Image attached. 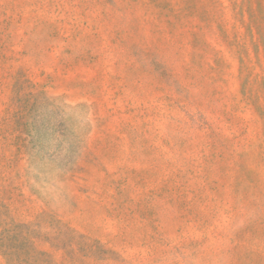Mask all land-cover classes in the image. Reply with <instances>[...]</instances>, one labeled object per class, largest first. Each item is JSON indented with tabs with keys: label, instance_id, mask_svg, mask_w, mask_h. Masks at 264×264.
<instances>
[{
	"label": "rangeland",
	"instance_id": "1",
	"mask_svg": "<svg viewBox=\"0 0 264 264\" xmlns=\"http://www.w3.org/2000/svg\"><path fill=\"white\" fill-rule=\"evenodd\" d=\"M0 264H264V0H0Z\"/></svg>",
	"mask_w": 264,
	"mask_h": 264
}]
</instances>
